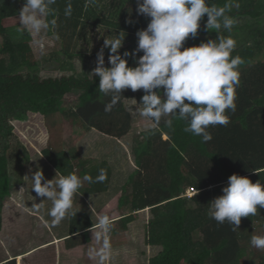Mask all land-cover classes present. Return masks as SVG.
Wrapping results in <instances>:
<instances>
[{"label":"trees","instance_id":"trees-1","mask_svg":"<svg viewBox=\"0 0 264 264\" xmlns=\"http://www.w3.org/2000/svg\"><path fill=\"white\" fill-rule=\"evenodd\" d=\"M23 2L0 0V230L3 208L9 199L31 209L33 204L42 202L43 206L36 210L44 217L34 225L45 226L58 240L55 257L48 259L45 253L44 264L53 259L57 264H101L99 256L90 255L89 250L99 251L100 245L89 229L105 214L112 221V254L103 264H245L248 247L243 244L244 239L250 242L252 235H264V208L258 206L255 216L242 217L239 229L232 231L227 222L220 225L212 219L208 207L222 195L232 174L247 176L253 183L264 181V0H209L217 7L229 5L226 14L236 21L230 33L237 41L232 55L244 60L239 66L236 111L226 113L229 124L209 127L213 138L202 142L201 137L183 130L184 121L173 119L170 129L162 120L154 134H148V127L133 138L130 154L125 141L138 118L130 109L135 110L144 92L125 90L121 102L106 113L103 109L110 96L99 90V78L91 73L105 38L124 31L120 52L137 46L136 32L146 28L148 19L137 15L136 0H70V17L65 16L69 0H57L52 6L55 15L48 17L56 20V26L48 34L57 36L61 45L62 58L53 57L60 60L58 76L45 75L30 44L31 35L18 31L19 24H8L19 17ZM129 17L133 24L126 23ZM207 19V15L202 18L198 35L189 37L185 47L216 39L219 34L229 35L223 28L219 34L207 31ZM108 54L105 49V66H109ZM129 66H134L131 58ZM72 94L77 101L70 104ZM37 117L39 122H33ZM65 120L78 122L89 133L90 143L84 152L89 154L90 167L86 168L83 162L75 164L63 150ZM27 123L43 125L49 135L38 155L30 156L25 143L19 141L18 134L24 132L18 125ZM122 148L124 156L127 153L129 161L133 160L127 175L121 167L125 160L118 163L116 158ZM72 154L74 158L78 155L75 149ZM14 159L23 169L22 183L12 188ZM101 168L107 170V179L103 183L85 181L74 197H84L92 211L86 209L66 216L59 225H53L48 214L52 202L43 201L45 198L31 190L32 172L40 169L44 174L49 170L51 179L55 174L58 178L60 174L75 172L95 180ZM22 187L25 188L21 192ZM189 191L194 195L190 196ZM126 206L130 211L122 213ZM142 222L145 261L141 260L144 257H136L132 242L136 236L132 227ZM257 224L262 226L261 231L249 233ZM253 248L259 257L264 252ZM3 264L17 263L12 259Z\"/></svg>","mask_w":264,"mask_h":264},{"label":"clouds","instance_id":"clouds-1","mask_svg":"<svg viewBox=\"0 0 264 264\" xmlns=\"http://www.w3.org/2000/svg\"><path fill=\"white\" fill-rule=\"evenodd\" d=\"M57 0H24L19 10L18 31L33 36L55 28L54 16ZM93 3L94 0H88ZM136 13L148 19L146 28L136 32L137 46L123 53L125 32L116 33L111 39H104L96 54V66L92 75L99 78V90L110 96L104 105V112H111L121 102L122 93L131 89L142 90L144 95L134 111L152 121L148 134H154L160 128L161 121L167 128L173 127V119L184 121L187 133L202 138V142L212 140L209 127L227 126L230 122L228 111H236V89L240 84L239 66L244 60L239 55L233 56L237 41L230 34L236 23L226 14L229 5L217 7L209 0H136ZM72 6L69 0L65 16H71ZM207 15V31L223 28L229 35H218L216 39H207L198 45L185 47L189 37L195 38L200 29V21ZM126 23L133 24L129 17ZM41 53L45 49L44 41L37 40ZM105 49L109 50L108 65L105 66ZM142 53V55L140 54ZM129 58L134 66H129ZM44 145L49 139L46 131L36 137ZM46 179L42 170L32 172L31 190L38 197L50 200L52 207L49 215L52 224L59 225L66 216L73 212L74 197L86 181L103 183L107 179V170L101 168L93 180L89 175L80 177L75 172L60 174L58 178ZM22 187L19 191H23ZM192 192V191H190ZM194 193V192H193ZM194 195V194H192ZM190 195V196H192ZM42 202L32 208L42 207ZM264 208V181L255 183L247 176L232 174L227 185L222 188V195L214 198L208 207V215L218 224L227 222L232 231L239 229L242 217L255 216ZM112 221L108 215H101L98 223L89 231L98 245L89 250L90 255L99 256L101 264L112 254L109 234ZM251 246L264 250V235H252Z\"/></svg>","mask_w":264,"mask_h":264},{"label":"rangeland","instance_id":"rangeland-1","mask_svg":"<svg viewBox=\"0 0 264 264\" xmlns=\"http://www.w3.org/2000/svg\"><path fill=\"white\" fill-rule=\"evenodd\" d=\"M8 24H10L11 26H14L16 24H19V20L18 18L16 19H12L8 22ZM42 39L44 41V45H45V51L43 53H41L40 47L39 45L36 43L37 40ZM2 42V38L0 37V44ZM33 51L35 53L36 58L38 59V61L42 64V67H44V71H45V75H51V76H58L61 74V71L58 70L59 67V63L60 60H56L53 59V57H60L62 58V53H61V45L59 43V40L57 38V36H51L48 34V31L45 33H42L40 36H33L31 35V42H30ZM59 58V59H60ZM69 73V72H67ZM76 95L72 94L69 97V103L73 104L76 103ZM33 122L38 123L39 122V118H34L32 119ZM152 122L150 120H148L147 118L138 115L137 120L134 121V125H133V132L128 135V137H126V141L125 144L127 146H125V148L127 149L128 153H131V144L133 141V138L136 137V135L142 131L143 129H147L149 127V125ZM29 127V128H27ZM18 129H20L21 131H23L24 133H22V135L18 134V138L19 141L21 143H25V147L27 148L30 156L31 154L35 153L38 155V150H41L45 145H41L36 137L39 135V133L41 131H46L45 128L43 127V125H37V124H33V123H27L26 125H18ZM16 132H17V128H15ZM19 133V130H18ZM17 134V133H16ZM89 133L86 132V130L84 128H82V126L73 120H65L64 121V128H63V133H62V148L64 151H67L69 153V156L72 157L73 162L75 164L78 163H82L84 164V166L90 167L91 166V161L88 158L87 153L84 152V149H87L88 143H90V139H89ZM96 138V136H94V139ZM23 142H22V141ZM18 150L21 149L20 147H17ZM16 148V149H17ZM37 149V150H36ZM74 149L76 150V152L78 153V155L80 154V158L78 159V155L76 156V158H74L73 156V151ZM22 150V149H21ZM125 152L122 151L118 153V155L116 156L118 163H122L124 160V162L122 163L123 165H121V167L123 168V170L126 172L124 173L125 175H127V172H129L132 169L133 164L130 163L129 161V155L126 153V155L124 156ZM13 163L11 164L12 166V188L17 187L18 185H20L22 182L21 178H22V169H23V165L19 164L17 161L12 160ZM133 162V160H132ZM28 165V164H27ZM78 165H76V171L79 170V168L77 167ZM127 167V168H126ZM11 168V167H10ZM126 168V169H125ZM50 173L49 170L45 171ZM48 173H44L47 174L46 179H51V175ZM189 195L194 194L193 192H188ZM10 201V202H9ZM11 199H9L6 202V207L7 205H9L11 203ZM86 209L90 210L91 207L88 204V202L85 200L84 197L82 196H78L77 198L74 199V204H73V212H76L77 214H80L81 212L85 211ZM92 211V209H91ZM122 213H127L130 211V207L126 206L124 208L121 209ZM133 231L132 233L134 235H136L133 239L132 242L134 243V245L136 246L135 251H136V257L137 258H142V261H145L146 256H144V251L147 250L146 244H145V234H144V229H143V222L141 224H139V226L137 227H132ZM262 229V226L257 224L253 229H251L250 231H248L249 233L252 234H257L258 232H260ZM247 233V232H246ZM129 237V236H127ZM123 239H127L125 237H123ZM130 241V240H129ZM248 239H244L243 244L247 245L248 249H247V256L244 260V263L247 264V262L249 261V264H261V262H264V252L261 254V256L259 257L256 253L255 250L253 248V246H251L250 242H248ZM145 248V249H144ZM105 261V260H104ZM141 261V262H142ZM106 262V261H105Z\"/></svg>","mask_w":264,"mask_h":264},{"label":"crops","instance_id":"crops-1","mask_svg":"<svg viewBox=\"0 0 264 264\" xmlns=\"http://www.w3.org/2000/svg\"><path fill=\"white\" fill-rule=\"evenodd\" d=\"M43 217L38 210L31 209L18 200L11 201L3 208L0 264L12 259H16L17 264H44L46 254L48 259L50 256L55 257L58 240L45 226L41 228L34 225L36 220L40 222ZM37 239L41 241L38 242ZM48 264H57V261L53 259Z\"/></svg>","mask_w":264,"mask_h":264}]
</instances>
